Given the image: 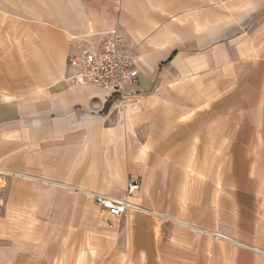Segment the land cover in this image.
<instances>
[{
    "label": "crops",
    "instance_id": "1",
    "mask_svg": "<svg viewBox=\"0 0 264 264\" xmlns=\"http://www.w3.org/2000/svg\"><path fill=\"white\" fill-rule=\"evenodd\" d=\"M52 13L0 7V264H264V0ZM112 29L135 58L127 105L72 78ZM134 179L145 210L91 195Z\"/></svg>",
    "mask_w": 264,
    "mask_h": 264
},
{
    "label": "built area",
    "instance_id": "2",
    "mask_svg": "<svg viewBox=\"0 0 264 264\" xmlns=\"http://www.w3.org/2000/svg\"><path fill=\"white\" fill-rule=\"evenodd\" d=\"M122 38L117 29H112L100 37L99 47L93 48L83 44L78 53L70 56V66L74 68L72 78L77 83L94 84L108 91L111 95L116 93L123 105H127L135 94L127 89V84L132 82L135 58L131 54L123 52L121 47ZM135 74V73H134ZM139 181L134 179L130 182L127 194L115 197L107 193L93 192L91 195L102 208L113 215H122L129 210H145L131 197L137 192Z\"/></svg>",
    "mask_w": 264,
    "mask_h": 264
},
{
    "label": "rangeland",
    "instance_id": "3",
    "mask_svg": "<svg viewBox=\"0 0 264 264\" xmlns=\"http://www.w3.org/2000/svg\"><path fill=\"white\" fill-rule=\"evenodd\" d=\"M64 0H0V7L10 12H17L27 16L36 13L54 12L58 15L62 11ZM120 99V98H119ZM121 100V99H120Z\"/></svg>",
    "mask_w": 264,
    "mask_h": 264
}]
</instances>
